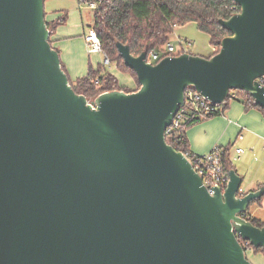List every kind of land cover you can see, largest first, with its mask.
<instances>
[{"label": "water", "instance_id": "95a60500", "mask_svg": "<svg viewBox=\"0 0 264 264\" xmlns=\"http://www.w3.org/2000/svg\"><path fill=\"white\" fill-rule=\"evenodd\" d=\"M234 1L216 54L153 64L118 42L140 87L91 100L62 68L45 0H0V264H253L239 238L264 249L245 218L264 185L243 191L232 168L211 194L165 135L188 88L264 108V0Z\"/></svg>", "mask_w": 264, "mask_h": 264}, {"label": "trees", "instance_id": "16d2710c", "mask_svg": "<svg viewBox=\"0 0 264 264\" xmlns=\"http://www.w3.org/2000/svg\"><path fill=\"white\" fill-rule=\"evenodd\" d=\"M92 10L93 23L90 27L97 31L101 39L103 54L110 60V63L115 62L120 69L133 73L138 83L135 72L125 65L124 59L120 55L117 47L118 42L128 45L134 56H138L144 51H147L149 56L153 51L164 55L163 46L170 42V35L174 28L177 25L195 22L200 30L211 36V44L214 49L213 53L208 56L211 57L220 50L222 39L231 34L230 31L220 25L219 20L230 18L239 12L241 7L234 0H99L98 8ZM67 20L68 13L62 12L61 16L55 20L47 21L51 34L58 26L65 24ZM55 49L60 54V50ZM160 60L154 61V63L156 64ZM107 65L105 61L103 64H99L97 68L90 65L87 75L73 81L62 62V68L68 74L75 92L84 94L88 99H94L107 91L124 90L131 92L140 87L139 83L136 89L121 85L118 78L108 71ZM237 98L243 101L246 110L258 108L264 111V108L256 105L253 97L243 90H235V96L229 94L223 103L225 111L229 108L232 100ZM217 115H220V112L207 114L192 110L187 111L180 126L171 135L166 136L168 144L177 151L183 152L189 159H193L195 154L190 149L187 130L191 126ZM224 148L225 167L227 171H230L234 168L230 158V147ZM245 218L252 221L256 226L264 227V222L250 215L249 210ZM239 240L247 252L251 250L264 254L262 247L256 248L245 240L240 238Z\"/></svg>", "mask_w": 264, "mask_h": 264}, {"label": "crops", "instance_id": "0c3cea01", "mask_svg": "<svg viewBox=\"0 0 264 264\" xmlns=\"http://www.w3.org/2000/svg\"><path fill=\"white\" fill-rule=\"evenodd\" d=\"M61 14L58 12L55 18H48V14H46V20L53 21ZM74 22H76V16L73 17V21L67 20L65 24L58 26L51 34V42L53 47L60 50V56L67 71L70 77L75 80L86 72L85 47L88 48V45L83 39L85 38L83 35L86 33L84 28L82 31L73 30V28L80 26L78 23L77 26H73ZM88 53L90 55L99 54L90 53L89 49ZM135 85L133 88H129L135 89ZM187 136L190 149L196 155L204 154L217 145L229 146L232 160L236 155L234 148H243L244 152L235 159L236 162L232 161L234 169L243 177L242 190L245 192L256 190L264 185V111L258 108L246 110L243 101L237 98L232 100L224 114L191 126L187 130ZM249 212L250 215L264 222V196L260 201L251 204ZM257 254L260 252L251 250L247 252V256L253 264H264L263 257ZM250 256L254 257L251 258Z\"/></svg>", "mask_w": 264, "mask_h": 264}, {"label": "built area", "instance_id": "2783aa9c", "mask_svg": "<svg viewBox=\"0 0 264 264\" xmlns=\"http://www.w3.org/2000/svg\"><path fill=\"white\" fill-rule=\"evenodd\" d=\"M98 1L99 0H85V2H88L90 8L92 9L98 8ZM84 36L90 53H103L101 39L97 31L93 27H90L88 32H86ZM179 44L180 47L177 48L176 45L172 42L166 43L163 46V48L165 49L164 55L153 51L152 53H150V56L148 54L147 61L155 64L154 61L163 59L168 56H178L182 53L188 52L187 47L183 45L182 40L179 41ZM105 63H110V60L106 56ZM260 81L264 85V77H262ZM230 94L235 96V92H233V90L230 91ZM223 103L214 104L194 88H188L185 93V104L176 113L172 124L166 128L165 135H171L173 131L180 126L181 120L187 111L192 110L196 112H204L207 114L220 112V115H222L225 113ZM243 152V148H236V155L232 159V161L239 158V156ZM224 154V146L217 145L204 154H195V157H193V159L188 158L191 161L196 172L202 177L204 184L209 189L211 194L214 193V188L217 186L221 187L224 191L230 179L229 171H227L225 167Z\"/></svg>", "mask_w": 264, "mask_h": 264}, {"label": "rangeland", "instance_id": "374dc122", "mask_svg": "<svg viewBox=\"0 0 264 264\" xmlns=\"http://www.w3.org/2000/svg\"><path fill=\"white\" fill-rule=\"evenodd\" d=\"M45 10H46V14H48L47 15L48 18H55L58 12H61V13L67 12L69 21L71 20L73 21V17L76 16V22L73 23V26L75 25L77 26V23L80 26L79 28L77 27L73 28V30L82 31V28H84L85 32H88L90 26H92V23H93V16H92L93 10L92 8H90L88 2H85V0H45ZM83 39L85 41V38ZM180 40H182L183 45L187 47L188 52L192 54L208 57L213 53V46L211 44V41H212L211 36L208 33L200 30L198 27V24L195 22H190L188 24L181 25V26L177 25L174 28V31L170 35V42L174 43L176 47L179 48ZM85 44H86V41H85ZM85 44H83L84 47H85ZM85 52H86L87 69H86V72L83 73L79 77H83L87 75L90 65H92L94 68H97L100 63L101 64L104 63L103 54L99 53V54L90 55L88 53L87 46L85 47ZM107 68L109 72H111L118 78L120 84H123V85L125 84L126 86L133 88L136 82L135 89L138 88V83L133 73L132 74L134 76L130 72L120 69L115 62L108 64ZM233 92H235V90H233ZM235 149L236 147L234 148V150ZM233 162L235 163L236 161L234 160ZM257 255L260 257H263L264 259L263 253L260 252V254H257ZM250 257L252 258L254 256H250ZM249 260L251 261V259Z\"/></svg>", "mask_w": 264, "mask_h": 264}]
</instances>
